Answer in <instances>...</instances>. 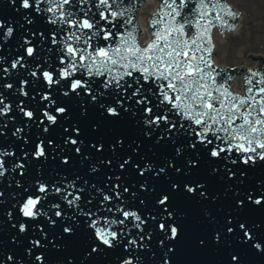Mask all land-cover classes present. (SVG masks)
<instances>
[{"label":"water","instance_id":"95a60500","mask_svg":"<svg viewBox=\"0 0 264 264\" xmlns=\"http://www.w3.org/2000/svg\"><path fill=\"white\" fill-rule=\"evenodd\" d=\"M145 1L116 0L115 3L110 2L107 9L97 8L98 0H84L82 4L78 3V0H72L69 5H63L62 10L75 13L71 19L76 20L88 13L106 30H111L109 40L104 41L102 34L97 32L98 38L92 39L89 44L68 39L71 32L80 34V31L87 30L69 28L66 23L48 22L53 14L42 10L48 6L44 0H41L40 5H35L34 0H30V7L27 9L20 6V0H15L14 3L0 0V100L9 105V111L0 115V153H4L0 155V166L4 170V175L0 176V264H61L64 258L71 264H120L124 258H130L132 264H163L165 259H168L169 264H229L230 256L234 252L243 256V264H264V252H258L251 246L260 243L264 248V203L255 205L248 198L249 193L253 199L264 197V159L258 158V154L264 150L239 152L234 149L237 142L233 141L232 151L226 150L217 158L210 157L206 148H228L226 143L215 139L216 135H223L220 127L227 128L228 124L220 122L215 133L210 131L205 135V141L212 139V145L201 144L195 137V132L200 130V126L176 115L177 110L173 109L171 104L157 107L163 99L157 94L158 86L168 81L153 82L149 78L145 83L139 72L124 76V80L133 83L132 90L139 88L148 101L147 105L143 102L140 105L135 104L139 97L129 100L132 90L125 89L121 93L114 84L108 89H101L99 83L106 77H89L85 74L84 67H78L73 75L75 78L83 77L91 85L92 92L98 94L97 101H92L91 96L85 95L81 89H77L79 96L71 92L67 97L62 95L67 89L64 82L59 81L58 72L60 67H66L68 62V57H65V65L59 63L65 44L88 47L91 52L93 49L90 45L111 48L123 42L122 46L135 45L143 49L155 40L153 33L161 29L158 21L164 18L165 13L170 12L167 8L161 12L163 4L168 0H158V8L150 16L149 31L148 17L155 10L157 0ZM226 1L228 3V0H220V3L227 5ZM176 3L178 5L179 0H176ZM228 5V10L235 15L224 16L226 23L223 27L217 24L214 18L217 13L212 11H209L207 18L211 21L210 26L203 20L198 27L185 26L187 36L204 32V29L208 28L198 41L200 50L195 53L198 58L202 57L196 62L203 75L195 78L204 85V88L200 89L201 95L210 92L211 96H204V99L221 115L228 114L235 99L250 101L264 97V93L258 91L264 87V83H257L264 81V59H248L259 63L256 69H233L214 65L217 39L212 37L213 30H217L220 37L229 40L230 34L241 29L243 16H238V7ZM194 6L193 3L188 7ZM100 11L105 12L108 23L99 21ZM111 11H116L119 15L112 18L108 15ZM181 12L186 14V9H181ZM177 20L180 18L177 17ZM8 28H11L12 32L4 36L3 33ZM150 36L151 40L141 46V42L147 41ZM61 37L64 38L63 43ZM53 39L56 43H52ZM26 47L35 49L32 56L26 54ZM17 57L22 59L13 69L11 64ZM73 63L79 64L78 61ZM20 64L25 67L21 68ZM37 64L40 67H37ZM5 68L8 69L7 72L4 71ZM45 70L52 72L53 78L58 81L56 84L44 83L41 73ZM33 71L37 72V76H31ZM117 71L125 70L117 68ZM241 73H244L242 83V77L239 76ZM21 80L27 83L21 85ZM4 84H10L11 88H5ZM241 86L242 94L231 90L233 87L232 89L240 91ZM21 88L26 95L20 94ZM149 88L152 89L151 92L148 91ZM248 89H252V92H248ZM164 90L167 91L166 88ZM42 95H48L53 101L48 108L42 107L47 103L41 99ZM118 98L121 99L120 105L115 103ZM173 98L174 94L169 93V99ZM199 103L200 101H196L197 105ZM101 104L105 107H115L117 115L108 116L100 107ZM2 106L0 104V107ZM56 106H63L67 111L57 114ZM144 106L151 107L152 112L143 113ZM20 107L33 112L31 120L23 116L19 111ZM165 108L168 109L167 112L164 111ZM49 109L57 116L53 125H49L43 117V112ZM157 113L168 115L169 123L173 127L166 130L163 121L156 125L143 124V120L150 119ZM242 123L239 118L233 121L235 127ZM45 126L49 131H43ZM72 126H76L79 132L72 133ZM17 128L20 132L13 136L12 133ZM64 128H69L70 132L66 134ZM145 132L149 134L145 136ZM66 135L77 139V145L65 144ZM117 139L121 141L118 145L115 143ZM49 140L53 141L51 145L48 144ZM190 142L195 144L194 148L188 147ZM37 143H41L45 149V155L42 157L32 155ZM76 147L81 149L80 153L75 151ZM96 147H100V151H96ZM178 147L181 149L180 155L175 152ZM8 152L12 155H7ZM249 155L253 156V161L244 163ZM65 156L68 158L66 164L61 163ZM125 159L129 160V164L121 169L119 165ZM189 159L198 160V165L189 168ZM109 160L110 164L102 163ZM233 160L236 163H232ZM169 162L173 164L172 168L167 167ZM17 164L23 167H16ZM133 164L136 167H132ZM162 167L165 172L159 173L158 170ZM176 167L181 169L179 173L175 171ZM93 168L96 171H92ZM212 168L217 169V172L211 173ZM140 169H143V174H140ZM153 172L156 175H153ZM229 172L232 173L230 179ZM116 177H120L119 181ZM173 181L180 187L169 192L170 199L166 205L156 204L157 196L162 191H169L168 186ZM38 182L46 185V193L36 191ZM67 184L72 187L65 188ZM113 184H118L119 187L112 189ZM141 184L151 191L142 190ZM184 184L193 187L194 191L187 193L183 188ZM196 184L203 187L196 188ZM56 187L63 189V195L69 199L71 195L80 196L78 207H70L61 198L62 194L55 192ZM125 187L129 189L128 192L123 191ZM97 189H100V192H97ZM200 191L205 192L206 198L200 196ZM113 192H119V200L112 195ZM101 193L109 194L112 198L104 202ZM28 196L42 197L37 205L42 215L35 219L23 217L19 213L18 205ZM237 199L244 202L241 208H236L234 204ZM141 200L144 201L143 204L140 203ZM53 204L59 205V210L63 213L61 217L54 215L55 209L51 208ZM109 208L113 211L109 212ZM116 208H120L121 212L136 211L145 223L136 228L134 224L139 222H130L129 218V221L125 222L127 234L114 242L113 247L104 248L100 245L98 253H91V247L96 246L98 242H95L87 222L94 217H87L83 213L90 211L97 217L123 219L122 215L115 211ZM165 208L172 213L170 221ZM78 212L80 215H77ZM49 220L55 223L50 225ZM241 222L246 224L251 233L250 240L243 238V230L239 228ZM21 223L26 225L24 232L19 231ZM160 223H172L177 226L179 240L165 239V232L158 228ZM69 224L75 229L70 244L64 241L62 232L63 227ZM228 226L233 228V233L226 232ZM113 227L119 231L120 226ZM217 232L223 235L218 242L215 238ZM141 235L145 239L141 240ZM128 239H134L137 243L135 246L127 245L126 250ZM34 240L39 241V244L31 243ZM201 240L204 245L200 244ZM53 244H57L58 248L54 249ZM140 244L145 247L140 248ZM169 247L175 248V255L168 252ZM36 255L46 259L37 262ZM8 257L12 259L9 260Z\"/></svg>","mask_w":264,"mask_h":264},{"label":"snow or ice","instance_id":"6c2138e0","mask_svg":"<svg viewBox=\"0 0 264 264\" xmlns=\"http://www.w3.org/2000/svg\"><path fill=\"white\" fill-rule=\"evenodd\" d=\"M15 0H9V3H14ZM115 3L116 0H98L96 3L97 8H105L109 7V3ZM48 6L43 8L42 10L48 13H52V18L48 21L52 24H57L58 22L61 24L66 23L69 28H76L77 30H87L80 31V34L76 32H71L68 34V39L71 41H75L77 43H89L92 39H97V32L102 34V39L104 41L109 40L111 30H106L104 27L100 25V23L94 18V16H89L88 13H84L83 17L78 18L76 20L71 19L70 17L74 16V12L62 10L63 5H69L72 3V0H44ZM78 3H84V0H78ZM195 4L194 7L189 8L188 6L191 4ZM35 5H40L41 0H34ZM20 6L27 9L30 7V0H20ZM170 9V12L164 14V18L158 21L161 25V29L159 32L153 33L155 40L149 43L145 48L141 49L133 45L132 47L122 46L121 44H115L111 48H107L106 46L101 45H90L93 51H89L88 47L80 48L74 47L73 43H67L64 45V50L62 55L59 57L60 65H65V57H68V62L66 67H60L58 72L59 81L64 82V87L67 89L62 93L63 96L67 97L69 92L75 93L77 96L80 95L77 92V89H81L85 95H90L92 101H97V93L92 92L91 85L86 82L83 77L75 78L73 73L77 70L78 67H84L85 74L89 77H106L103 79L102 83H99V87L101 89H108L110 85L114 84L117 89H120L121 93L124 92L125 89L132 90L134 89L133 83L124 80V76H131L133 72H139L143 77L145 83L148 82L149 78L155 81H168L164 85L158 86V95L162 96L163 99L157 105V107H161L162 105L171 104L173 109H176V115L181 116L183 119L190 121L194 125L200 126V130L195 132V137L199 139L201 144H206L208 146L212 145V139H208L205 141V135L210 131L215 133L217 126L220 122H225L228 124L227 128L220 127V131L223 132V135H216L215 139L220 140L222 143H226L228 148H222L219 146L216 147H208L206 148L207 154L212 158H217L220 153L233 150V141L237 143L234 145V149L239 152H254L256 149L264 150V97L261 99H253L250 101H246L245 99L239 98L235 99L234 102L231 103L228 114L221 115L218 111H216L213 106L204 99V96H211L210 92H205L203 96L201 95L200 89L204 88V85L200 83L195 77L202 76V70L197 64V59H202V57H197L195 55L196 52L200 50V45L198 41L204 35V32L208 31V28L204 29V32H199L197 34H193L190 36L186 35L185 26L189 27H198L201 24V20L205 23L211 24L209 21L208 13L209 11L217 13L214 17L217 24L223 27L225 25V21L223 19L224 16L234 17V13L228 10L226 4L220 3V0H179V4L177 5L176 0H168V2L163 4L161 8V12L163 9ZM181 9H186L185 12H181ZM40 9H37L39 11ZM58 14V15H57ZM99 21H106L105 12H99ZM112 18H116L119 13L116 11H111L108 13ZM177 17L180 20H177ZM195 17H199V19H195ZM175 22V23H173ZM95 29V30H94ZM12 32L11 28H8L7 31L3 33L4 36L10 35ZM64 38L61 37V42L63 43ZM52 43H56V40L53 39ZM27 44V41H25ZM191 46V47H190ZM35 49L33 47H26L25 52L28 56H32L34 54ZM22 57H17L16 61H13L11 67L15 69L19 60ZM73 61H78L79 64L73 63ZM151 61V63H149ZM21 68H24V64H20ZM37 67H40L37 64ZM117 68L124 69V72L117 71ZM5 72L8 69H4ZM31 76H37V72L33 71L30 73ZM43 77V81L47 85L56 84L57 79L53 78V74L49 70H45L41 73ZM211 79V77H209ZM27 83L25 80H21L20 84L24 85ZM257 83H264V81H258ZM5 88H11L10 84H4ZM167 89L165 91L164 89ZM195 89V90H194ZM149 92L152 91L151 88L148 89ZM260 93H264V87L258 89ZM248 92H252V89H248ZM169 93L174 94V98L172 100L169 99ZM21 95H26V92L21 88ZM103 95V93H99ZM133 97H139L135 100V104L140 105L148 104V101L144 98L139 88H135V90L131 91V95L128 97L131 100ZM42 100L47 101L42 107L48 108L50 104L53 103L49 99L48 95H42ZM196 101H200L199 105L196 104ZM115 103L117 105L121 104V99H116ZM223 103V101H221ZM0 104L3 106L0 107V115H3L9 111V105L3 103L0 100ZM242 106V107H238ZM83 107V106H81ZM100 107L104 109L108 116L117 115V109L113 106L105 107L104 104H101ZM234 110V112L232 111ZM19 111L23 114L24 117L29 120L33 117V112L30 110H26L23 107L19 108ZM67 111V109L63 106H56L55 113L63 114ZM127 111V109H125ZM165 112L168 111L167 108L164 109ZM142 112L146 114H150L152 112V108L148 106L142 107ZM135 114V113H133ZM239 114V116H237ZM43 117L47 120L49 125H53L57 121V116L52 114V110L43 112ZM67 119V117H65ZM239 118L243 121V123L239 127H235L233 125V121ZM163 121L164 125L167 129H171L173 125L169 123L168 115L157 113L154 116H151L150 119L143 120V124L145 125H156L158 122ZM209 122H211V127H209ZM43 123V121H40ZM43 131H49L47 126L44 127ZM20 129L17 128L15 132L12 133L15 136ZM64 132L68 134L70 132L69 128H64ZM72 133H78L79 129L76 126L71 127ZM145 136L149 133L145 132ZM65 144L77 145V139L70 138V135H66L64 137ZM53 143L52 140L48 141V144L51 145ZM118 145L121 143L119 139L115 141ZM188 147L194 148L195 144L190 142ZM77 153H80L81 149L79 147L75 148ZM96 151H100V147H96ZM176 155H180L181 149L178 147L175 149ZM0 155H4V153H0ZM7 155H12L11 152H8ZM34 157H42L45 155V149L42 147L41 143H37L35 145V151L32 154ZM258 158L264 159V151H261L258 154ZM253 156H247V159L244 160V163H248L253 161ZM68 158L65 156L62 158L61 163H67ZM102 163L110 164L111 161H102ZM232 163H236L235 160ZM129 164V160L125 159L123 163L119 165L121 169L125 167V165ZM198 165V160L189 159L188 166L189 168H195ZM16 167L22 168L23 165L17 164ZM132 167H136L135 164ZM147 167V165H146ZM168 168H172L173 164L171 162L167 165ZM92 171H96L95 168ZM140 174H143V169H140ZM159 173H164L165 168H159ZM175 171L179 173L181 169L179 167L175 168ZM217 172V169L212 168L211 173ZM4 175L3 167L0 166V176ZM153 175H156L153 172ZM243 175V173H241ZM229 179L232 176V173H228ZM120 177H116V180L119 181ZM19 187V185H17ZM72 187L71 184L65 185V188ZM112 189H117L119 187L118 184H113ZM142 190L151 191V189H146L145 185H140ZM169 187V191H162L156 198L155 203L158 205H166V203L170 199L169 192L171 190H176L180 187L175 181L171 182ZM203 187L200 184H196V188ZM183 188L187 193H192L194 188L188 186V184H184ZM27 189H25V192ZM36 191L39 193H46L47 188L43 183H37ZM77 191H83L82 189H77ZM124 192H128L129 189L125 187L123 189ZM56 193H60L61 198L65 200V202L70 207H78V201L80 200V196L71 195V199H69L66 195H63V189L60 187L55 188ZM97 192H100V189H97ZM200 196L205 197V192L200 191ZM112 195H115L117 200L120 199L119 192H113ZM102 201H109L112 197L109 194L101 193ZM206 198V197H205ZM249 201L255 205H261L264 203V197H259L253 199L251 194H248ZM42 197L41 196H28L23 203L18 205L19 213L26 218L35 219L37 216L42 215V213L38 210L37 205L40 203ZM140 203H144L143 200ZM236 208H241L244 202L240 199L234 201ZM122 206V202H121ZM52 209H55L54 215L56 217H61L63 213L59 210V205L53 204L51 205ZM109 212H112L113 209L109 208ZM116 212L122 215L123 219L112 218L109 219L107 217H97L92 212H84L83 214L87 217L91 218L87 222V227L92 230V235L95 237V242H98L96 246H92L90 251L91 253H98L100 251V245L104 246V248H111L114 246V242L118 241L122 236L127 234V227L125 225L126 221L136 222L134 226L139 228L140 225L145 223L144 219L141 218L140 215L137 214L136 211H128L124 210L121 212L120 208L115 209ZM165 212H167V216L169 221L171 220L172 213L167 211L165 208ZM77 215H80L78 212ZM101 219L103 223L101 224ZM55 222L49 220V224H54ZM229 225L231 224V220L228 221ZM114 225L120 226L119 231L117 228L113 227ZM26 225L24 223L19 224V231L24 232ZM158 228L161 231L165 232V239L176 241L180 238L179 229L172 223H160L158 224ZM239 228L243 230V238L245 240L251 239V233L247 230L246 224L241 222L239 223ZM64 234L63 239L67 243H71L73 240V235L75 232L74 227L69 224L64 226L62 229ZM226 232L231 234L233 233V228L228 226L226 228ZM217 242L223 238L222 233H216ZM145 239L143 235H141V240ZM34 245H38L39 241H31ZM137 243L134 239H128L127 244L125 245V249L127 250V245L135 246ZM201 245H204V241H200ZM140 248H144V244L139 245ZM258 252H264V248L260 243H256L251 245ZM52 247L54 249L58 248L57 244H53ZM168 252L175 255L176 250L174 247H169ZM58 255V254H57ZM9 260L12 257H8ZM42 259L41 255H36L35 260L40 262ZM61 264H71V262L64 258ZM120 264H132V260L130 258H124L121 260ZM163 264H169L168 259H165ZM229 264H243V256L234 252L230 256Z\"/></svg>","mask_w":264,"mask_h":264},{"label":"rangeland","instance_id":"374dc122","mask_svg":"<svg viewBox=\"0 0 264 264\" xmlns=\"http://www.w3.org/2000/svg\"><path fill=\"white\" fill-rule=\"evenodd\" d=\"M228 3L230 7H238V16H243L241 29L237 34H230L229 40L214 31L212 37L217 39L215 64L256 69L259 63L248 59H264V0H228Z\"/></svg>","mask_w":264,"mask_h":264},{"label":"bare ground","instance_id":"6f19581e","mask_svg":"<svg viewBox=\"0 0 264 264\" xmlns=\"http://www.w3.org/2000/svg\"><path fill=\"white\" fill-rule=\"evenodd\" d=\"M217 33H218V32H217ZM235 33L237 34V31H236V32H234V33H232V34H235ZM232 34H231V35H232ZM214 36H215V34H214Z\"/></svg>","mask_w":264,"mask_h":264}]
</instances>
